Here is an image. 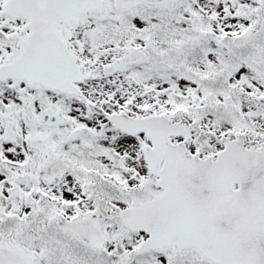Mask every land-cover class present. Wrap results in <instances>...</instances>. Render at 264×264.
<instances>
[{"label": "snow or ice", "instance_id": "6c2138e0", "mask_svg": "<svg viewBox=\"0 0 264 264\" xmlns=\"http://www.w3.org/2000/svg\"><path fill=\"white\" fill-rule=\"evenodd\" d=\"M0 264H264V0H0Z\"/></svg>", "mask_w": 264, "mask_h": 264}]
</instances>
